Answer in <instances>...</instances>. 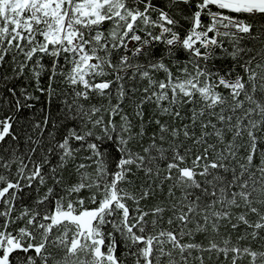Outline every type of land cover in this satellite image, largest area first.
<instances>
[{"label": "snow or ice", "instance_id": "1", "mask_svg": "<svg viewBox=\"0 0 264 264\" xmlns=\"http://www.w3.org/2000/svg\"><path fill=\"white\" fill-rule=\"evenodd\" d=\"M0 264H264V0H0Z\"/></svg>", "mask_w": 264, "mask_h": 264}]
</instances>
